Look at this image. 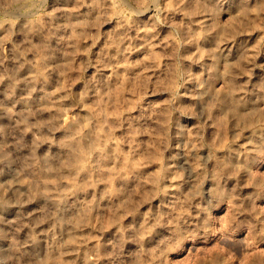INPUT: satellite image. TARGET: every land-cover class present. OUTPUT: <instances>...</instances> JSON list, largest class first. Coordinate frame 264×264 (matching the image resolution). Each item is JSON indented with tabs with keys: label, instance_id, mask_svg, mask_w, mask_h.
Returning <instances> with one entry per match:
<instances>
[{
	"label": "rangeland",
	"instance_id": "obj_1",
	"mask_svg": "<svg viewBox=\"0 0 264 264\" xmlns=\"http://www.w3.org/2000/svg\"><path fill=\"white\" fill-rule=\"evenodd\" d=\"M159 9L17 0L0 13V248L24 245L50 264H148L190 201L187 214L214 223L188 229L166 264H264V0H159ZM227 43L239 52L234 62L220 53ZM213 58L212 86L240 102L226 120L217 109L198 115L199 85L187 75L208 81ZM76 134L84 140L68 147ZM187 147L192 166L174 158ZM49 159L63 167L39 179L52 182L68 221L62 239L61 230L57 239L41 234L43 198L24 183ZM205 167L227 173L220 191L235 193L243 211L228 199L209 206L216 185ZM136 229L142 247L125 238Z\"/></svg>",
	"mask_w": 264,
	"mask_h": 264
},
{
	"label": "clouds",
	"instance_id": "obj_2",
	"mask_svg": "<svg viewBox=\"0 0 264 264\" xmlns=\"http://www.w3.org/2000/svg\"><path fill=\"white\" fill-rule=\"evenodd\" d=\"M151 2L153 5L157 7L159 11V0H129V4L136 5L137 3L148 4ZM17 3V0H0V13H7L13 10L14 5ZM219 66L220 60L219 58H213V64L210 68L207 69L209 74V80L205 81L203 78L197 79L190 71L188 72L189 79L196 82V86L205 84L207 85L204 89H202L199 94L193 96V99L196 101L197 105L200 107V112L198 115L201 118L210 117L212 110L217 109L220 113L219 119L226 120L228 115H235V108L239 105V101H236L232 98V93L229 92L224 98L220 97L219 92H217L214 87L212 86L213 74H219ZM229 69L237 67V65H228ZM223 75V74H222ZM226 75H231V73H227ZM237 87H239L237 85ZM174 103V101H173ZM172 110L180 111V109L173 108ZM170 114V113H169ZM57 129L55 127L49 128V132H54ZM57 167L62 168V165L53 159L47 160L43 166L39 163H34L33 172L31 175L36 176L37 179L35 180H25L24 183L29 184L30 186L35 187L36 191L33 192V198L36 196L42 197V204L45 205L44 207V215L45 220L37 221V223H48L49 227L47 231L41 233L44 236H51L53 239H57V232L61 230V237L63 236V226L68 224V221L63 219V213L61 208L59 207V202L51 198V190L48 188V185L51 184V181H43L39 179L41 174H46L51 171H55ZM231 169H229V172ZM204 175L216 185L213 188L208 196L209 199L207 203L209 206H214L219 200L228 199L231 200L233 210L234 211H243L241 205L242 201L239 197L232 193L228 196H224V194L220 191V180L225 179L227 177V173L221 172L219 167L213 168L211 171L204 168ZM199 180V177H198ZM186 214L185 218L182 220L174 219L173 224L171 227L166 228V232L168 235L160 237L156 240V244L159 247V256L152 257L151 260L148 261V264H166V253L171 246L176 245L182 239L187 237V230L192 229L194 231H201V230H209L212 228L214 221L211 218H208L205 221L204 218H196L192 217L190 214H187V208L192 207L190 201H186L180 205ZM67 207V206H66ZM203 212V209H200ZM154 221H158L160 223H166V220L159 216L153 217ZM179 225V226H178ZM140 229H136L130 231L125 237L129 242L133 243L134 245L140 244L142 247V241H140L138 233ZM39 242V236L35 239L29 241V244H36ZM72 241H67V244H70ZM66 244L60 243V257L61 259L66 255L64 248ZM0 259H6L7 264H50L49 261H38L35 254L28 251L27 247L24 245L15 246L10 245L9 248H0ZM54 264V262H53ZM135 264V262H133Z\"/></svg>",
	"mask_w": 264,
	"mask_h": 264
},
{
	"label": "bare ground",
	"instance_id": "obj_3",
	"mask_svg": "<svg viewBox=\"0 0 264 264\" xmlns=\"http://www.w3.org/2000/svg\"><path fill=\"white\" fill-rule=\"evenodd\" d=\"M203 20L200 22L201 23V26L202 27H206L207 26V23H208V21H207V19H206V16L204 17L203 16V18H202ZM222 52H220L221 53V55H222V57H225V59H227L228 61H230V62H234L237 58H238V56H239V52H238V50L236 51V49H232V47H230V45H229V43H227V44H225L224 45V48H222V50H221ZM208 60H210V57L209 56H207V57H205L203 60H202V63L201 64H203V66H205V63H206V61H208ZM198 90L199 91H201L202 90V87L199 85V87H198ZM85 122H87L88 121V119L87 118H85V116H84V119H83ZM69 138H70V140L68 141L69 142V146L68 147H71V145L72 144H70V143H72V142H82V140H84V138L82 137V135L81 134H76V135H71V137L69 136ZM103 145V142H102V139H99V140H95L89 147H88V152H94L98 147H100V146H102ZM193 154H194V150H192V148L191 147H187V148H184V149H182L181 150V153H179V154H175V157L174 158H176V161H182V163H184V164H188V165H190V166H192L193 165V160H192V156H193ZM100 155V154H99ZM179 155L181 156L180 158H179ZM83 157V156H82ZM82 160L83 158H79V160ZM78 160V159H77ZM80 160V161H81ZM83 161V160H82ZM85 175V174H84ZM81 176V175H80ZM62 199V198H61ZM60 200V199H59ZM60 203V202H59ZM76 209H73V210H71V213H76ZM69 232H67V234H68ZM70 240H72V238H70Z\"/></svg>",
	"mask_w": 264,
	"mask_h": 264
}]
</instances>
